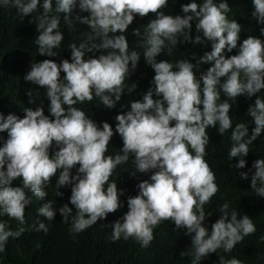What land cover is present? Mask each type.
Returning <instances> with one entry per match:
<instances>
[{
    "label": "clouds",
    "instance_id": "obj_1",
    "mask_svg": "<svg viewBox=\"0 0 264 264\" xmlns=\"http://www.w3.org/2000/svg\"><path fill=\"white\" fill-rule=\"evenodd\" d=\"M251 3L252 16L262 25L260 33L264 36V0ZM38 5L43 13L34 41L37 52L54 57L63 34L58 27L59 16H49L53 0H0V6L15 7L21 19ZM166 5L167 0H55V12L63 13L66 23L79 22L90 31L86 41L70 46V59L59 63L44 59L32 63L25 73V81L46 89L47 115L42 105L24 108L22 117L0 113V132H6V137L0 136V216L6 214L23 224L24 210L30 203L27 193L44 199V189L56 176V196L63 195L60 188L71 186L68 203L54 208L53 201L45 200L37 212L52 221L57 212L66 219L74 207L70 231L81 232L124 206L120 199L123 189H118L109 177L131 156L137 171L151 174L136 185L135 195L127 197V211L110 222L111 240L132 237L144 247L152 240L153 229L171 220L176 228L184 229L185 235H191L188 254L191 264H199L217 249L230 252L244 236L255 231L250 217L244 214L238 218L235 209L229 212L227 202L218 208L221 215L209 230L205 220L211 213H205L203 205L217 192V185L204 157L209 141L206 128L216 126L222 135L232 127L230 101L235 102L242 94L251 97L264 89V40L254 35L240 40L241 25L228 19L227 0H189L180 5L183 15L165 14L161 9ZM81 12L87 14L80 15ZM149 12L155 16L144 27L143 57L154 70L151 84L141 99L130 101L126 111L115 115L114 128L107 121L98 125L73 105L96 96L104 106L112 108L121 99L123 81L141 56L135 50L129 51L124 33L135 15ZM193 22L196 32L211 42V50L195 64L188 58L175 64L157 61L165 41L176 45L178 34H183L184 41L191 39ZM133 33L140 34L137 29ZM195 40L199 42L201 36ZM234 48L236 54L225 55V50L231 53ZM95 50L103 51L85 58L86 52ZM208 62L210 66L197 76L194 69ZM27 95L32 96L31 89ZM247 113L255 124L251 134L242 122L231 132L233 143L227 155L229 159L238 158L231 165L236 169L245 166L248 146L264 130V98L258 95ZM114 133L121 137L122 146L114 155H105ZM74 166L76 171L72 173ZM252 167L255 171L250 188L264 197V159H256ZM239 176L246 179L248 173L242 171ZM18 177L21 184L14 186ZM37 229L47 231L43 222ZM22 231L23 228L13 231L0 222V252L9 237H18ZM220 264L243 262L221 258Z\"/></svg>",
    "mask_w": 264,
    "mask_h": 264
},
{
    "label": "trees",
    "instance_id": "obj_2",
    "mask_svg": "<svg viewBox=\"0 0 264 264\" xmlns=\"http://www.w3.org/2000/svg\"><path fill=\"white\" fill-rule=\"evenodd\" d=\"M187 2L189 0H167V5L161 11L165 14L183 15L180 5ZM197 2L200 3L202 0H197ZM227 3L230 8L227 13L228 19H235L241 25L240 40L248 35L259 36L264 40V36H261L260 33L262 25H259L256 18L252 16L251 0H227ZM74 11L79 12V9ZM42 13L43 9L38 5L33 13L21 19L15 7L0 6V113L4 115L14 113L22 117L24 108L35 109L38 105L43 106L47 115L49 100L46 96V89L25 81V73L32 63L44 59H52L57 63L61 59H70V46L72 44L78 46L82 41H86V36L90 31L87 25L79 22L73 21L71 25L66 23L64 14L55 12V0H53V11L49 13V16H59L58 27L63 34V40L60 49H54L57 52L56 56L41 55L37 52L38 46L34 41L39 35L37 24ZM79 14L86 15L87 13L81 12ZM154 16L155 13L152 12L145 16L137 14L125 30L124 34L128 41L129 51L135 50L141 56L136 68L130 69L128 76L125 77L123 81L124 92L115 106L112 108L104 106L96 96H93L90 101L86 100L83 103L78 102L73 105L82 109L98 125L100 121H107L114 128L115 115L126 111L129 102L141 99L144 92L149 88L154 70L145 63L143 57L145 47L143 33L145 25ZM69 19L71 20V17ZM133 29H137L140 34L134 35ZM109 35L113 34L109 33ZM198 35L201 36L199 42L195 40ZM190 37V40L184 41L183 34H178V43L174 46L165 41V45L156 56V60H168L175 64L177 60L188 58L195 64L200 56L211 50V42L204 40L202 34L196 32L194 22ZM240 40H238V44ZM100 51L103 50L86 52L85 58L99 55ZM236 51L235 48L231 53L225 50V55L236 54ZM210 63H200L199 67L194 69L197 76L200 72L205 71ZM63 75L64 73L61 72V77ZM29 89L32 90L31 97L27 95ZM258 95L264 98V89L254 93L251 97L242 94L235 98V102L230 101L229 115L232 120V127L222 135L217 132L216 126L206 128L209 141L205 147L206 155L204 157L215 174L217 185V192L207 204L203 205L205 213H211L210 216H206L205 220L209 230L211 223L221 215L218 208L227 202L229 212L235 209L238 218L244 214L250 217L255 225V231L244 236L230 252H224L222 248L217 249L216 252L209 253L204 257L199 264H220L221 258L224 261L237 258L243 264H264V197L259 196L250 188V177L255 171L252 167L253 161L258 158L264 159V130L248 146L249 152L244 157L246 163L243 168L232 167L231 165L235 164L238 158L229 159L227 155L233 143L231 140L232 128L237 123H245L250 135L252 128L255 127L247 109ZM30 99L31 103L29 102ZM223 99L225 97L221 92V100ZM0 136L6 137V132H0ZM121 146V137L114 133L105 155H114L119 152ZM51 151L52 149L49 150L50 155ZM75 171L76 166L73 167L72 173ZM242 171L248 173V178H240L239 173ZM150 174L151 172L137 171L131 156L126 163L117 165L109 180H114L117 188L123 189L120 199L124 201V206L115 212L108 213L103 220L98 219L93 225L78 233L70 231L72 217L76 213L74 207L66 219L57 212L52 221H48L37 212L45 200L53 201L54 208L62 206L63 203H68L71 186L60 188L63 195L56 196V176H52L44 189L46 192L44 199H38L34 194L27 193L30 203L24 210L23 224L14 218H9L6 214L0 216V222H4L7 228L13 231L23 228L18 237L8 238L4 250L0 252V264H191L192 257L188 254L191 250V235H185L184 229L176 228L171 220L160 222L153 229L152 240L144 247L132 237L127 240L123 237L116 241L110 239L112 232L110 222L127 211V197L135 195L138 191L136 185L141 180L147 179ZM19 184H21V178L18 177L13 181V185ZM69 207L72 205L69 204ZM40 222L46 225L47 231L37 229Z\"/></svg>",
    "mask_w": 264,
    "mask_h": 264
}]
</instances>
